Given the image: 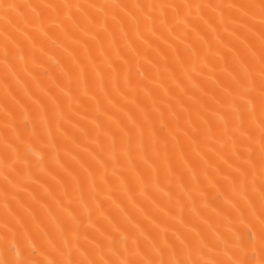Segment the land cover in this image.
<instances>
[{"label":"bare ground","instance_id":"obj_1","mask_svg":"<svg viewBox=\"0 0 264 264\" xmlns=\"http://www.w3.org/2000/svg\"><path fill=\"white\" fill-rule=\"evenodd\" d=\"M0 264H264V0H0Z\"/></svg>","mask_w":264,"mask_h":264}]
</instances>
